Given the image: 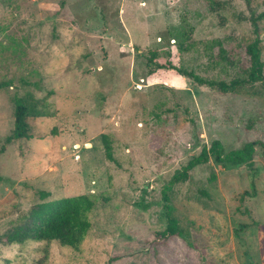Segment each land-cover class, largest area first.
<instances>
[{"label":"rangeland","instance_id":"374dc122","mask_svg":"<svg viewBox=\"0 0 264 264\" xmlns=\"http://www.w3.org/2000/svg\"><path fill=\"white\" fill-rule=\"evenodd\" d=\"M263 12L264 0H0V264H264V83L247 51ZM16 96L50 116L8 145ZM215 142L259 144L252 163L211 157L171 185ZM78 196L95 202L78 249L11 242L32 207ZM167 206L182 236H165Z\"/></svg>","mask_w":264,"mask_h":264},{"label":"trees","instance_id":"16d2710c","mask_svg":"<svg viewBox=\"0 0 264 264\" xmlns=\"http://www.w3.org/2000/svg\"><path fill=\"white\" fill-rule=\"evenodd\" d=\"M260 20H264V12L257 18H253V25L255 26L257 37L254 43L248 46L247 51L251 58L249 80L251 82L264 83V66L261 60V40L259 38L258 28V22ZM169 69L173 68L169 67ZM181 73L193 78L196 82L202 85L220 86L222 89L228 88L225 84H218L215 81L202 78L193 73L182 71ZM8 86L9 84L2 83L0 84V89ZM33 99V97H15V124L12 133L6 137V144L9 145L14 141L23 139H32L33 134L29 122L30 118L50 116L45 108L43 110L38 102ZM45 105L47 107V104ZM258 144L259 142H250L242 149L227 154H225L224 148L220 142L213 143L210 148L204 147L198 157L191 160L187 166L183 168L182 172L177 173L173 177L171 185L186 182L190 178V172L197 166L208 163L211 157H215L216 162L221 164L242 165L252 163ZM262 147L264 148L263 144ZM3 149L0 150V155L3 153ZM107 149L108 159L113 161L114 158L110 152L111 150L109 148ZM1 181H3V177L0 175V182ZM49 195V193L43 192L42 199H46ZM94 207L95 202L87 196L63 198L56 201L37 204L32 207L29 213L25 216V223L11 234L10 240L12 243L16 244H23L26 241H55L61 246L78 249L91 228L89 214ZM167 208L171 227L167 230L165 236H182V232L178 227L177 219L172 216V208L170 206H167Z\"/></svg>","mask_w":264,"mask_h":264}]
</instances>
